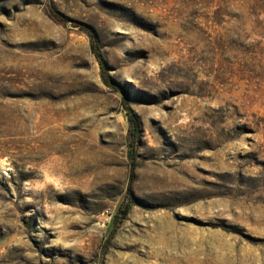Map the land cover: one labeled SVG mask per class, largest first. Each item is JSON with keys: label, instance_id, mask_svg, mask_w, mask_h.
<instances>
[{"label": "rangeland", "instance_id": "1", "mask_svg": "<svg viewBox=\"0 0 264 264\" xmlns=\"http://www.w3.org/2000/svg\"><path fill=\"white\" fill-rule=\"evenodd\" d=\"M0 264H264V0H0Z\"/></svg>", "mask_w": 264, "mask_h": 264}, {"label": "trees", "instance_id": "2", "mask_svg": "<svg viewBox=\"0 0 264 264\" xmlns=\"http://www.w3.org/2000/svg\"><path fill=\"white\" fill-rule=\"evenodd\" d=\"M50 15L52 19L63 26H73L78 28L81 32H83L89 39L90 42V49L92 54L95 56V58L98 61V64L101 69V77L103 80V83L109 87L114 89L115 91L121 92L123 94V102L122 105L126 111V117L130 126V134L131 139L129 141V151H128V157L131 163V170L133 171L135 167V140L139 132V121L133 111V109L130 107L128 100H127V93L125 89L117 82L113 81L107 70L106 61L104 59V54L98 39V35L93 27L90 25L79 22V21H72L69 20L64 15L60 14L54 7H50ZM128 197H125L124 201L120 204L118 207L117 214L114 218V222H120L122 221L129 212V206L126 204V200Z\"/></svg>", "mask_w": 264, "mask_h": 264}, {"label": "built area", "instance_id": "3", "mask_svg": "<svg viewBox=\"0 0 264 264\" xmlns=\"http://www.w3.org/2000/svg\"><path fill=\"white\" fill-rule=\"evenodd\" d=\"M102 215L105 217V219H110L112 217V214L109 210H106Z\"/></svg>", "mask_w": 264, "mask_h": 264}]
</instances>
